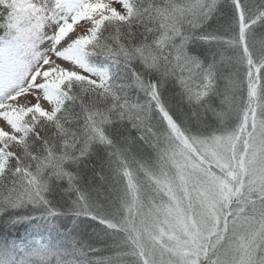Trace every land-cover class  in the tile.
<instances>
[{
  "label": "snow or ice",
  "instance_id": "1",
  "mask_svg": "<svg viewBox=\"0 0 264 264\" xmlns=\"http://www.w3.org/2000/svg\"><path fill=\"white\" fill-rule=\"evenodd\" d=\"M0 264H264V0H0Z\"/></svg>",
  "mask_w": 264,
  "mask_h": 264
},
{
  "label": "trees",
  "instance_id": "2",
  "mask_svg": "<svg viewBox=\"0 0 264 264\" xmlns=\"http://www.w3.org/2000/svg\"><path fill=\"white\" fill-rule=\"evenodd\" d=\"M23 230L21 229V232H22Z\"/></svg>",
  "mask_w": 264,
  "mask_h": 264
}]
</instances>
